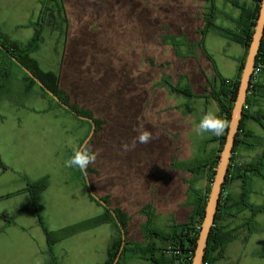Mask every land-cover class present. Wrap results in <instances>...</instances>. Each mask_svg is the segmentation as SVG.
<instances>
[{
	"label": "rangeland",
	"instance_id": "obj_1",
	"mask_svg": "<svg viewBox=\"0 0 264 264\" xmlns=\"http://www.w3.org/2000/svg\"><path fill=\"white\" fill-rule=\"evenodd\" d=\"M59 1L65 9L67 25L63 29L46 27L34 57L42 70L59 77V85L72 104L102 120V130L94 132L92 142H88L93 151L101 150L96 162L89 165V178L99 197L109 195L112 207L119 205L132 216L127 226L129 241L142 242V225L147 220L142 206L151 204L157 215L155 225L166 230L169 223L184 222L193 212L195 199L189 187L206 194L210 186L206 179L197 178L180 166L217 147L216 143L206 146L209 135L199 136L193 131L210 108L219 111L217 102L207 96L209 82L215 78L212 63L195 47L200 40L198 31L205 27L204 13L209 11V3ZM215 1L219 10L215 25L232 26L228 15L239 12L232 5L234 0ZM39 8L38 0H0L2 33L9 41L29 42L35 34L33 24L38 21ZM204 45L222 77L233 79L242 46L221 37L213 28L207 32ZM15 74L8 84L11 98L5 96L0 101V147L1 143H38V151L21 165L23 175L30 182L48 178L49 184L52 179L57 183L64 173L68 149L77 143L82 128L90 126L56 106L38 87L25 95L24 74L18 69ZM184 87L198 96L206 95L190 98L177 91ZM140 127L158 138L148 144L137 143L134 149L123 152L121 145L131 144L137 135L134 129ZM249 127L264 137L259 123L251 121ZM260 153V148L243 149L236 157L241 155L243 161H251ZM45 172L52 179L42 176ZM252 188L249 201L264 206V179L254 177ZM235 190L231 191L237 194L239 189ZM21 209L13 213L19 225L32 219H17L23 215L19 214ZM255 222L259 230L243 245L233 241L229 245L230 258L222 264H264V257L257 256L264 252V214H259ZM70 226L50 230L45 227L59 233ZM105 227H93L87 236L75 233L60 240L57 264H105L106 246L114 234L111 225ZM128 264L147 262L134 259Z\"/></svg>",
	"mask_w": 264,
	"mask_h": 264
},
{
	"label": "trees",
	"instance_id": "obj_2",
	"mask_svg": "<svg viewBox=\"0 0 264 264\" xmlns=\"http://www.w3.org/2000/svg\"><path fill=\"white\" fill-rule=\"evenodd\" d=\"M209 3V11L204 13L205 27L198 31L200 40L195 44V47L200 48L206 57V59L212 63L213 70L215 72L214 82L210 83L207 87L208 98L213 99L218 104V115L230 122L231 111L234 107V101L237 97L240 74L243 63L245 61L248 48L252 41L254 33V27L259 17L260 6L262 0H247L240 3L238 0L232 1V5L240 11L237 17L228 15V19L233 24V28H227L217 26L214 23L218 8L215 0H201ZM40 13L36 23L33 24L35 28L34 37L27 43H18L9 41L0 29V43L11 52L22 65L28 68L47 88H49L55 95H57L65 104L74 109L79 115L90 117L94 120L96 129L95 132L102 130V120L94 118L89 112L83 111L74 104L71 103L64 90L59 85V77L51 72L41 69L37 60L33 57V54L39 50L41 43L44 40L43 33L47 28L50 29H63L67 25V16L63 4L59 0H39ZM216 29L219 35L229 41L240 44L244 48V55L239 61L238 73L233 79H226L222 77L216 68L215 62L211 55L205 49V37L207 32L211 29ZM256 66L261 67V76H264V38L257 55ZM21 70L24 74L23 82L25 85L24 94L30 95L38 87L41 93L50 98L54 104L60 108H63L57 103L48 93L42 89L36 81L25 73L21 67L12 59V57L0 48V101L5 97L11 98L9 93L8 84L12 78L15 77V70ZM262 88L260 82L250 89V94L247 98V105L249 109H244V116L241 120L240 131L237 134L234 152L241 150H256L261 149L259 156L251 161H243L242 156H232L229 170L227 173L226 183L223 187V191L220 198L219 208L216 213V221L211 229V233L208 238V244L206 248L205 260L203 264H215L216 260L223 258L225 254L226 246L238 238V229H228L223 223L231 220H244V225H248V238L254 232L259 230L258 224L255 222V218L259 214H264V206L255 205L249 201L250 195L253 193L252 180L254 177L264 179V138L256 135L254 132L247 129V121L253 119L257 121L264 129V112L253 111L252 108L257 105L258 97L262 95ZM183 92L188 97H197L192 90L187 87L177 90ZM206 94L198 97H204ZM65 109V108H64ZM66 110V109H65ZM192 110V109H191ZM190 109L188 111H191ZM68 111V110H66ZM70 112V111H68ZM71 113V112H70ZM72 114V113H71ZM78 118V117H77ZM81 120V119H80ZM84 123H91L86 120H81ZM228 128L225 129L224 134L221 136H215L211 133H206L208 138L205 140L206 146L216 143L217 147L212 148L209 152H205L203 155L196 157L195 159L181 163L180 166L187 172L192 173L197 178L206 179L209 185L206 190V194L194 186H190V191L194 196L193 212L184 222H176L172 224L168 230L156 228L154 226V213L152 205H147L144 208L147 220L143 225L144 237L146 241L144 243L137 241H129L127 226L129 224V217L123 213L120 209L112 208L117 214L120 223L122 224L126 242L117 264H124L128 259L137 257L149 262L150 264H191L194 256V250L196 248L197 239L205 215V208L208 200V194L211 184L214 179V174L217 168L220 152L225 143ZM84 141V140H83ZM92 142V140L90 141ZM204 143V144H205ZM0 169L6 171L8 168L0 158ZM78 174L83 181V185L88 192L84 174L78 168H72ZM88 173H91V169L88 167ZM238 181L240 183V192L233 193L228 190L229 186ZM48 178H43L36 182H28L26 191L31 195L30 207L35 210L40 219V224L45 232L49 252L51 255L52 264H57V258L53 253V245L72 234L79 231L93 228L101 224H111L116 230L112 242L108 249V259L105 264H113L116 259L120 248L122 246V234L118 224L116 223L110 210L104 208L98 201H96L88 192L89 197L98 205L104 208V213L90 220L82 223L70 226L59 233L49 231L42 220L41 212L42 206L40 205V196L44 190L48 187ZM107 204L110 205L109 199L102 198ZM30 207H25L20 210L19 214L26 212ZM249 212L250 217H241V214ZM0 219L4 220L6 225L15 223V216L7 213H0ZM246 222V223H245ZM264 257V252L260 254Z\"/></svg>",
	"mask_w": 264,
	"mask_h": 264
},
{
	"label": "crops",
	"instance_id": "obj_3",
	"mask_svg": "<svg viewBox=\"0 0 264 264\" xmlns=\"http://www.w3.org/2000/svg\"><path fill=\"white\" fill-rule=\"evenodd\" d=\"M38 3L40 6L39 0ZM239 14L240 11L238 12V15ZM238 15L234 17H237ZM233 27L234 26L232 24V26L227 28H233ZM54 31L55 30L51 31L50 34L53 33ZM243 55H244V48L242 50V53L239 55L237 59L236 75L238 73L239 61L241 60ZM35 59L39 63V60L37 58ZM259 82L261 83V85H263L262 95H264V76L260 75ZM59 84H60V80H59ZM40 98L43 97L40 96ZM252 110L253 111L260 110L264 112V96L258 97L257 105L253 107ZM251 121H255V120L249 119L247 121V129L250 131H252L249 127V123ZM88 130L90 131L88 127L82 128V134L80 138L77 140V143H73L71 149H68L67 159H69L72 156L73 148L80 145L79 142L87 137L88 135L87 133H89ZM1 145L3 147L2 146L0 147V158L8 169L6 171L0 169V213H7L15 216L16 214L13 213L16 210L20 208L30 207L31 205V201H32L31 195L29 192L26 191L27 184L30 181V179L27 178L25 175H23L24 172L21 165L23 161L29 158L31 153L33 152L36 153L39 147H38V143H1ZM63 166H64V173H62V177L61 179H59L57 183L53 181L52 175L50 173L45 172L44 174H42V176L48 175L52 179V180L50 179L51 180L50 184L48 185L46 190L42 192L40 196V205L42 206L41 216L43 217L44 225L49 230L58 229L64 226H70V225L73 226L74 224L76 225L84 221L90 220L92 218L99 217L104 213V211L100 209V207H97L98 209L94 207L95 206L94 204H96L97 206L98 204L89 197L88 192L86 191L83 185V181L79 177V174L74 169L65 167V163L63 164ZM88 174L90 177V175H92V172ZM229 188L232 191H234L235 189H239V191L237 192L239 193L240 183L236 181L232 183L229 186ZM97 195L99 196V194ZM102 196L106 198L109 197L108 199L110 203L111 198L109 195L102 194ZM146 205L142 206L143 213ZM112 208L120 209L123 213H125L129 217V221H130L129 225L131 224L133 218L129 212L124 210V208L119 205H116ZM248 213L249 212H245V216L243 217L245 218L250 217ZM22 214H21L22 216H18L17 219L25 218L27 216H30L32 219L21 225L16 223V216H15V223L11 225H6L5 221L0 219V264H52L48 241L45 232L43 230V227L40 224V219L38 217V214L31 207L28 208L26 212ZM156 216L157 215L154 214V218ZM223 224L226 225L228 229H234V228L238 229V238L234 240V242L238 241V243L241 245H243L245 242H248L249 239L248 225L243 226L244 220H239V219L234 221L228 220L225 221ZM101 225L97 226V229L103 228V225L107 227L111 224L106 223L103 224L102 226ZM171 225L172 222L169 223L168 226L170 227ZM155 227L158 228L156 225ZM169 227L166 230H168ZM112 228L114 227L112 226ZM91 230H92L91 228L90 230L88 229L83 230L82 232L76 233L75 236L81 234H86L85 236H87V232ZM115 234H116V230L114 229V234L110 236V243H108V245L106 246L107 259H108V249ZM129 235L130 234L128 232L127 237H129ZM240 235H243V238H241ZM145 241L146 239L144 237V240L141 243H144ZM232 243L233 242L229 243L226 246L224 257L216 260L215 264H222V262L230 258L229 245ZM60 244H62V242H57L56 244L53 245L52 250L55 256H56V248ZM257 256L261 257L260 255ZM134 259H140V258L133 257L128 260H134ZM128 260L124 264H128ZM147 264L150 263L147 262Z\"/></svg>",
	"mask_w": 264,
	"mask_h": 264
},
{
	"label": "water",
	"instance_id": "obj_4",
	"mask_svg": "<svg viewBox=\"0 0 264 264\" xmlns=\"http://www.w3.org/2000/svg\"><path fill=\"white\" fill-rule=\"evenodd\" d=\"M264 38V0L261 2L259 17L257 19L256 25L254 27V33L252 36V41L248 48V52L245 61L242 66L239 87L237 92V97L234 101V107L231 111V118L228 126L227 135L225 138V143L220 152L218 159L217 168L214 174V179L210 187L208 194V200L205 208V215L199 232V236L196 243V248L194 250V256L191 264H203L205 260L206 248L208 244V238L211 233V229L216 221V213L219 208L220 198L223 191V187L226 183L227 173L233 156V151L235 147L236 137L240 131L241 120L244 116V105L247 103L248 95L250 94V85L252 74L256 67L257 55L259 53L260 47L262 45V40ZM0 48L7 52L12 59L21 67V69L27 73L31 78H33L36 83L45 90L57 103H59L63 108L70 111L74 116L81 120H86L91 123V131L85 140L90 141L95 132V122L92 118L79 115L74 109L65 104L57 95H55L49 88H47L28 68L22 65L15 57L12 56L11 52L8 51L1 43ZM84 140V141H85ZM83 141V142H84ZM84 174L86 186L89 194L98 201L104 208L111 211L116 223L118 224L121 234H122V246L120 251L114 260L113 264H117L120 260L124 245L126 242V235L119 218L112 207L107 204L101 197H99L93 190L89 174Z\"/></svg>",
	"mask_w": 264,
	"mask_h": 264
},
{
	"label": "clouds",
	"instance_id": "obj_5",
	"mask_svg": "<svg viewBox=\"0 0 264 264\" xmlns=\"http://www.w3.org/2000/svg\"><path fill=\"white\" fill-rule=\"evenodd\" d=\"M228 126V121L218 115V110L210 108L201 117L198 124L195 125L193 131L199 136H203L205 133L221 136L224 134V131L226 128H228ZM134 130L137 132V135L133 138L131 144L123 143L121 145L123 152L134 149L137 143L148 144L153 139L158 138L146 128L140 127ZM100 151V149L93 151V149L89 146L88 140H85L80 145L73 148L72 156L64 162L65 167L78 168L81 172L87 175V169L89 165L96 162Z\"/></svg>",
	"mask_w": 264,
	"mask_h": 264
},
{
	"label": "built area",
	"instance_id": "obj_6",
	"mask_svg": "<svg viewBox=\"0 0 264 264\" xmlns=\"http://www.w3.org/2000/svg\"><path fill=\"white\" fill-rule=\"evenodd\" d=\"M260 75H261V67L260 66H256L254 69V72L252 74V79H251V85H250V89L253 88L254 85H256L259 82L260 79ZM244 109L248 110L249 106L247 105V103L244 105ZM238 151H233V155L236 157Z\"/></svg>",
	"mask_w": 264,
	"mask_h": 264
}]
</instances>
